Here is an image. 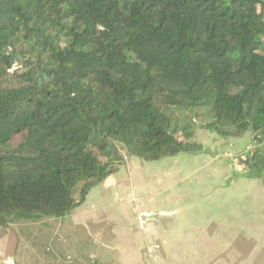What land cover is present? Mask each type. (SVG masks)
<instances>
[{
    "label": "trees",
    "instance_id": "trees-1",
    "mask_svg": "<svg viewBox=\"0 0 264 264\" xmlns=\"http://www.w3.org/2000/svg\"><path fill=\"white\" fill-rule=\"evenodd\" d=\"M198 128L264 141V0H0V227L66 216L121 149L200 153Z\"/></svg>",
    "mask_w": 264,
    "mask_h": 264
},
{
    "label": "crops",
    "instance_id": "crops-1",
    "mask_svg": "<svg viewBox=\"0 0 264 264\" xmlns=\"http://www.w3.org/2000/svg\"><path fill=\"white\" fill-rule=\"evenodd\" d=\"M205 137L213 142V147ZM196 141L204 146L203 151L197 154L180 153L174 161L186 164L182 177L191 173L198 176L196 194L173 203L174 210H177L169 219V262L172 263V255L181 249L192 260L201 261L202 255L207 260H219V264H264V170L260 177L249 176L248 165L239 162L249 154L253 159L257 150L264 152V141L257 142L251 132L240 138L223 139L206 129L197 130ZM213 150L230 156L231 163L226 158L222 161V156ZM204 151L212 155L203 157L201 154ZM178 174H173L171 184L181 178ZM108 189V185H102L96 200L92 198L91 190L84 203L66 216L44 221L43 225L50 226L44 227V238L57 246L53 247L51 256L44 257L38 253L39 261L56 264L53 261H57L62 253L74 252V258L70 257L77 264H90L87 262L88 252L96 250L97 255L90 254L91 259L96 257L100 261L96 264H133V256L127 258L122 246L103 247L105 239L113 240L119 235L115 224L103 226L101 215L107 211L104 207L108 206ZM121 210L130 214L126 207ZM91 224L96 225V235L92 232L94 236L91 235ZM64 232L68 235L66 238H84L85 249L76 245L71 252L69 245L72 242L63 240ZM178 264H186V261L180 259Z\"/></svg>",
    "mask_w": 264,
    "mask_h": 264
},
{
    "label": "rangeland",
    "instance_id": "rangeland-1",
    "mask_svg": "<svg viewBox=\"0 0 264 264\" xmlns=\"http://www.w3.org/2000/svg\"><path fill=\"white\" fill-rule=\"evenodd\" d=\"M169 113L179 129L181 125L189 127L183 112L171 109ZM198 130L201 129L198 128ZM198 138L200 139L199 136ZM205 140L213 147V142L209 138L205 137ZM213 152L219 153L222 161L226 158V161L231 163L232 158L224 152L220 153V150H213ZM121 153L124 156V164L117 172L110 175L103 182L104 184L101 183L92 189V198L96 200L97 191L102 189V185L106 184L110 187L106 191L108 206L104 208H107V211L102 213L101 217L103 216L104 227L115 224L119 233L118 238L105 239L106 245L103 247L111 249L114 246H122L127 258L133 256L131 260L133 264H169V219L176 214L173 211L177 210H174L176 207L173 203L182 197H191L196 194L195 184L198 174H185L182 177L187 166L178 160L174 163L177 156L164 157L158 161H145L136 156L126 155L124 149H121ZM203 153L201 154L203 157L209 158L212 155L205 151ZM182 157L186 156L182 155ZM173 174H178L181 178L178 182L171 184L170 181L174 179ZM124 207L130 214L121 210ZM45 220L47 218L22 219L12 221L7 226H1L0 264H48L47 261L41 262L37 259L38 253L44 257L51 256L54 252L53 247L57 246L55 242L51 243L44 238V227L50 228L47 224L43 225ZM95 227L96 225L91 224V235L92 232L96 235ZM84 232L89 234L88 231ZM63 236L64 241L72 242V245H69L71 252L76 245L85 249L84 238L79 236L73 239L66 238L68 235L65 232ZM181 240L178 239V241ZM73 254L62 253L58 260L53 262L71 264L75 262V259H72ZM90 254L97 255V252L96 250L93 253L88 252V263L100 262L96 257V261L94 258L92 260ZM180 259L185 260L186 264H219V260H207L202 255L201 261L192 260L190 255L181 249L177 254L172 255L170 264H178Z\"/></svg>",
    "mask_w": 264,
    "mask_h": 264
},
{
    "label": "built area",
    "instance_id": "built-area-1",
    "mask_svg": "<svg viewBox=\"0 0 264 264\" xmlns=\"http://www.w3.org/2000/svg\"><path fill=\"white\" fill-rule=\"evenodd\" d=\"M109 264H114V263H109Z\"/></svg>",
    "mask_w": 264,
    "mask_h": 264
}]
</instances>
